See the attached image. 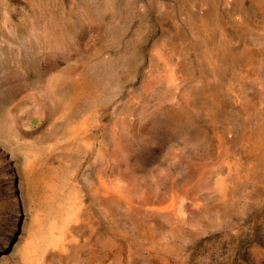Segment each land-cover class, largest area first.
I'll list each match as a JSON object with an SVG mask.
<instances>
[{"label": "rangeland", "instance_id": "374dc122", "mask_svg": "<svg viewBox=\"0 0 264 264\" xmlns=\"http://www.w3.org/2000/svg\"><path fill=\"white\" fill-rule=\"evenodd\" d=\"M0 264H264V0H0Z\"/></svg>", "mask_w": 264, "mask_h": 264}]
</instances>
